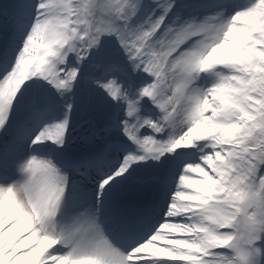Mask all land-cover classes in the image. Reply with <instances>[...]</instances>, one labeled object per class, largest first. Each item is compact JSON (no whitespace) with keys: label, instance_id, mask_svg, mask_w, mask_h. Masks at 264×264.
I'll use <instances>...</instances> for the list:
<instances>
[{"label":"snow or ice","instance_id":"snow-or-ice-1","mask_svg":"<svg viewBox=\"0 0 264 264\" xmlns=\"http://www.w3.org/2000/svg\"><path fill=\"white\" fill-rule=\"evenodd\" d=\"M0 264H264V0H0Z\"/></svg>","mask_w":264,"mask_h":264},{"label":"rangeland","instance_id":"rangeland-1","mask_svg":"<svg viewBox=\"0 0 264 264\" xmlns=\"http://www.w3.org/2000/svg\"><path fill=\"white\" fill-rule=\"evenodd\" d=\"M23 251V250H22Z\"/></svg>","mask_w":264,"mask_h":264}]
</instances>
